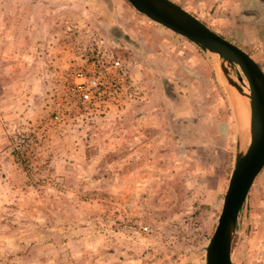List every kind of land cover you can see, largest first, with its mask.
Wrapping results in <instances>:
<instances>
[{"label":"rangeland","instance_id":"374dc122","mask_svg":"<svg viewBox=\"0 0 264 264\" xmlns=\"http://www.w3.org/2000/svg\"><path fill=\"white\" fill-rule=\"evenodd\" d=\"M188 2L264 71V1ZM112 58L127 80L80 100L76 72ZM232 89L249 99L238 65L127 0H0V264H205L250 141L240 142ZM231 260L264 264V166Z\"/></svg>","mask_w":264,"mask_h":264},{"label":"water","instance_id":"95a60500","mask_svg":"<svg viewBox=\"0 0 264 264\" xmlns=\"http://www.w3.org/2000/svg\"><path fill=\"white\" fill-rule=\"evenodd\" d=\"M138 12L199 47L235 63L249 90L250 141L235 157L217 224L205 248V264H232L231 242L248 191L264 166V71L243 49L172 0H127ZM239 80L242 77L239 76ZM233 85L239 89L235 82Z\"/></svg>","mask_w":264,"mask_h":264},{"label":"built area","instance_id":"2783aa9c","mask_svg":"<svg viewBox=\"0 0 264 264\" xmlns=\"http://www.w3.org/2000/svg\"><path fill=\"white\" fill-rule=\"evenodd\" d=\"M109 67L115 69V78L108 71ZM127 77V66L119 58H112L109 66H104L95 72L78 70L71 90L77 92L80 100L84 102L99 101L111 90L112 85L125 82ZM146 228L143 227L144 230Z\"/></svg>","mask_w":264,"mask_h":264},{"label":"bare ground","instance_id":"6f19581e","mask_svg":"<svg viewBox=\"0 0 264 264\" xmlns=\"http://www.w3.org/2000/svg\"><path fill=\"white\" fill-rule=\"evenodd\" d=\"M229 95L237 121L239 139L242 144H245L250 140L249 99L235 92L234 89L229 90Z\"/></svg>","mask_w":264,"mask_h":264},{"label":"crops","instance_id":"0c3cea01","mask_svg":"<svg viewBox=\"0 0 264 264\" xmlns=\"http://www.w3.org/2000/svg\"><path fill=\"white\" fill-rule=\"evenodd\" d=\"M174 1V0H173ZM189 0H185L184 2H178L177 3L183 7L184 9H186L187 11H189L191 14L196 16V13L194 11H190L188 10V8L194 7V4L191 2H188ZM204 3L205 2H210L212 0H203ZM264 0H217V8H225V7H241L242 5H244V3H249L251 2V4H261V2H263ZM210 4L212 3H207V7L210 6ZM212 6V5H211ZM204 23H207L206 20H202Z\"/></svg>","mask_w":264,"mask_h":264}]
</instances>
